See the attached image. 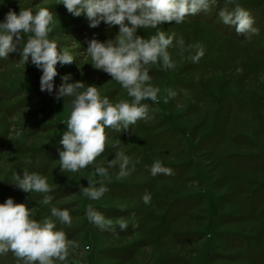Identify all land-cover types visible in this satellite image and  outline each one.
<instances>
[{
	"label": "rangeland",
	"instance_id": "1",
	"mask_svg": "<svg viewBox=\"0 0 264 264\" xmlns=\"http://www.w3.org/2000/svg\"><path fill=\"white\" fill-rule=\"evenodd\" d=\"M236 2L250 13L257 34L245 37L220 21L219 10L234 7L224 0L181 24L158 26L175 34L174 43L177 38L185 47L199 43L204 55L194 63L189 50L169 48L175 68H149L151 83L160 89L157 104L142 101L152 119L120 132L106 128L105 151L76 173H61L58 160L68 101L55 99V90H40L41 71L20 62L22 45L0 60V202L13 197L37 220L50 217L51 206L67 209L72 224L57 228L78 247L63 264H264V0ZM41 7L53 13L49 38L76 58L57 63L56 87L71 73L113 103L130 101L108 74L92 67L84 51L87 39L113 38L118 26L102 22L90 28L83 14L71 15L57 0H0V20L10 9ZM155 31L138 30L145 38ZM117 140L119 150L139 163L134 169L130 164L129 175L119 180L118 169L110 168L107 191L90 200L80 189L88 186V177L98 179L97 166L114 159L111 143ZM157 159L173 174L152 176L149 167ZM25 168L47 178L51 205L39 204L42 194L9 182ZM146 192L149 204L142 200ZM89 204L114 225L124 219L128 228L90 223ZM0 264L23 261L9 251L0 255Z\"/></svg>",
	"mask_w": 264,
	"mask_h": 264
},
{
	"label": "clouds",
	"instance_id": "2",
	"mask_svg": "<svg viewBox=\"0 0 264 264\" xmlns=\"http://www.w3.org/2000/svg\"><path fill=\"white\" fill-rule=\"evenodd\" d=\"M218 3L219 0H57V4H62L71 15L79 17L83 14L90 28H96L102 22L118 26L113 38L102 41L93 35L87 39L84 48L92 67L108 74L131 98L115 103L108 96H101L94 85L73 80L71 73L61 76L62 82L56 87L57 63L71 64L76 58L49 38L54 20L48 8L41 7L35 12L31 8H20L19 12L10 9L5 14L0 20V60L22 45L20 62H31L41 71L40 90L49 94L55 90V99L68 101L69 114L61 121L66 124V130L58 141L61 173H76L91 165L105 151L106 128L120 132L137 121L152 119L149 105L142 101L157 104L160 89L151 83L149 68L154 65L165 71L175 68L169 53L172 47L181 52L189 50V59L194 63L204 55V48L199 43L185 47L183 38L175 39L174 43L175 34H166L158 26L172 21L181 24L186 17L207 12ZM224 3L234 5L231 10L221 8L217 13L224 25L234 27L237 34L245 37L258 33L250 13L236 0H224ZM139 29L156 31L145 38L139 34ZM25 34H28L26 40ZM175 95L174 90H168L169 97ZM111 147L115 149L114 159L107 167L97 166L98 179L88 177V186L80 189L90 200H99L107 191L104 181L109 178L110 168L118 169L116 179L119 180L129 175L130 164L134 169L139 163V158L132 161L119 150V140L111 143ZM149 172L152 176L173 174V170L158 159L150 165ZM9 182L26 193L42 194L39 204L51 205L53 196L49 193L53 189L45 176L25 168L22 175L12 173ZM142 200L149 204L150 194L146 192ZM49 212L50 217L37 220L25 203L16 202L13 197L0 202V255L11 251L23 264H56L57 261L63 264L78 243L69 239L57 224L70 226L72 217L67 209L56 206H51ZM85 215L90 223L101 229L128 228L124 219H118L114 225L91 204Z\"/></svg>",
	"mask_w": 264,
	"mask_h": 264
}]
</instances>
